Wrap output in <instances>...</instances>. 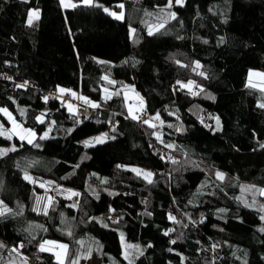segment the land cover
Masks as SVG:
<instances>
[{"label":"trees","instance_id":"trees-1","mask_svg":"<svg viewBox=\"0 0 264 264\" xmlns=\"http://www.w3.org/2000/svg\"><path fill=\"white\" fill-rule=\"evenodd\" d=\"M174 1L0 0V110L37 136L0 156V264H57L47 240L63 264H264V92L247 83L264 74V0ZM127 85L149 121L128 117ZM61 89L99 115L44 98Z\"/></svg>","mask_w":264,"mask_h":264},{"label":"rangeland","instance_id":"rangeland-1","mask_svg":"<svg viewBox=\"0 0 264 264\" xmlns=\"http://www.w3.org/2000/svg\"><path fill=\"white\" fill-rule=\"evenodd\" d=\"M25 1V0H23ZM83 1V0H82ZM92 2V1H91ZM85 3V2H79L78 4H74L72 3L70 0H59V3L61 5V7L63 9H67L68 7H71V6H79V5H83V6H90L92 3ZM96 3V1H95ZM175 4H179V5H182L184 3V0L182 3H177V0L174 1ZM97 5H99L98 3H96ZM67 5V6H65ZM105 9H107L108 11H105ZM104 12L108 15H110L111 17H114L113 15H111L110 13H116L117 15H122L123 17V13H119L117 11H115L113 8L110 9L109 7H104L103 8ZM33 10L30 11V13L32 12ZM35 12H37V10H35ZM28 17H29V14H28ZM115 18V17H114ZM116 19V18H115ZM117 20H122V18L120 19H117ZM28 21H29V18H28ZM163 27V24H157L156 26L154 27H151L149 29V33H154L156 32V30H159L160 28ZM132 30H130L131 32ZM251 87H253L254 89H259L260 91L264 92V74L261 73V72H255V73H250V76H249V79H248V82H247ZM190 86V85H188ZM128 90H125V94L128 96L129 95V98H127L126 95H124V99L126 100L127 103H129V108H131L130 112L132 114L133 117H136V120L141 119V117H144L143 114H140V111L139 110H142V105H143V102H140L138 103V105L135 103L137 102V97H136V94H135V91L130 88L129 86L127 87ZM107 94H110L108 91H105V95L107 96ZM72 95H76L75 93L72 92ZM129 99L131 100L129 102ZM141 99V98H140ZM134 104H133V102ZM143 101V99H142ZM132 102V103H131ZM142 103V105H141ZM67 105V110L69 113H73V110L75 108L74 105H71L70 103L66 104ZM74 108H73V107ZM128 107V105H127ZM7 111V110H6ZM3 112V116L5 117V119L7 120L8 122V126H5L3 123L0 122V132H3L4 134L3 135H0L2 137H4L5 139H7V144L6 145H2L0 146V150H7L3 153H0V156L1 155H4L8 152H10L11 149H15V145H14V142H13V137H15L19 142L20 141H24L26 143H29V140H31V142H33L34 140H36L37 136L35 134L34 131L32 130H29V129H26L24 128L23 126L19 125L13 118V116L9 113V111H7V113L9 115H6L4 111ZM140 114V115H139ZM142 115V116H141ZM9 116L11 117V119L9 118ZM42 120V117L39 118V122H41ZM144 120L145 121H149V118L147 117H144ZM18 126V127H17ZM213 126H214V130H219L220 129V123L217 119L214 120V123H213ZM29 132L32 133V135H29ZM43 135V138H47L49 137V132L48 131H45L44 133H42ZM24 137V139H21V137ZM97 138H100V142H97ZM104 140H106V138H104L103 136H99L97 135L96 137H89L87 139H85L84 142L86 141H89L90 143L87 144V145H96V144H100V143H103L105 142ZM129 169H132L135 174H138V175H142L144 178H146L147 180H150L151 179V176L150 177H146V173H149L148 171L144 170V169H141V168H138V167H132L130 166ZM29 181H31V177L30 176H26ZM78 192L76 191H73L71 189H67L65 194H64V198L65 199H71L73 196H77ZM1 214V213H0ZM123 237L120 236V240H122ZM59 245H65V244H61V243H55L53 241H50V240H47V241H44V242H41L40 243V246H39V250L42 251V252H49L51 254H53L55 256V261L57 264H63L64 263V260H65V257H66V250H67V247L65 248H60L58 247ZM41 246H43L44 250H41ZM66 246V245H65ZM122 251H123V254L125 255L126 259L130 262H133V254L135 253V248L132 246V245H129V244H126V243H122ZM59 255V259L57 258V256ZM26 258L25 256L22 257V264L26 262ZM81 264H100L98 259L93 256L91 257L90 260H86V261H82Z\"/></svg>","mask_w":264,"mask_h":264},{"label":"built area","instance_id":"built-area-1","mask_svg":"<svg viewBox=\"0 0 264 264\" xmlns=\"http://www.w3.org/2000/svg\"><path fill=\"white\" fill-rule=\"evenodd\" d=\"M51 96L57 97L59 99V101L61 102V107L64 103H70V104H74L76 107L77 112L80 113V115L84 116L87 112V110H91L92 112H96V116L99 115V111H97L96 107L91 106V104L86 103L84 98H82L80 95L73 97L70 95H63L62 97L57 95V94H44V98H50ZM142 116V115H141ZM145 117V116H144ZM144 117H141V119L138 118V122L140 123H145L147 121L144 120ZM116 122L111 123V126H115ZM165 155V153H164ZM38 261V256H33L29 258V263L30 264H36Z\"/></svg>","mask_w":264,"mask_h":264},{"label":"crops","instance_id":"crops-1","mask_svg":"<svg viewBox=\"0 0 264 264\" xmlns=\"http://www.w3.org/2000/svg\"><path fill=\"white\" fill-rule=\"evenodd\" d=\"M80 1H81V2H85V0H83V1H82V0H79L78 3H79ZM91 1H92V2H91L92 4H95V3H94V0H91ZM88 6H89V5H88ZM72 7H74V6H71V7H68V8H72ZM68 8H67V9H68ZM32 12H35V10H33ZM29 13H30V12H29ZM36 13L39 14L38 10H37ZM28 18H29V17H28ZM38 18H39V17H38ZM35 20H36V19H33L32 22H34ZM32 22H31V23H32ZM31 23H29V21H28V24H31ZM128 86H129L130 88H132L131 85H127L126 87H124V88H122V89H123L124 91H125V90H128V88H127ZM132 89L134 90V88H132ZM105 91H108L110 94H107V96H106V95H105ZM72 92L76 94L75 96H78L77 91H76V92H75V91H72ZM72 92H69V91H61V92H57V95H59V96H61V97H62L63 95H70V96H71V95H72ZM135 94H136L137 99H139V100H137V102H135V103L138 105V103L143 102V105H142V103H141V105L144 107V101H142L143 98H141L140 95H139L138 93L135 92ZM124 95H126L125 92L123 93V96H124ZM73 96H74V95H73ZM126 96H127V95H126ZM111 97H112V93H111V91H109V90H107V89H104V90L102 91L101 98H102L103 100H105V99L108 100V99H110ZM127 98H129V95L127 96ZM140 98H141V99H140ZM130 101H131V100L129 99V102H130ZM132 102H133V101H132ZM132 102H131V103H132ZM66 104H67V102L65 103V106H64L65 108L67 107ZM68 104H69V103H68ZM133 104H134V102H133ZM71 105H72V104H71ZM126 105H128V107H126L128 117L131 118V119H133V120H136V118L134 119L133 116H132V114H131V112H130L131 108H129V103H126ZM72 107H73V106H72ZM143 107H142V110H139V111H140V114H142ZM73 108H74V107H73ZM66 109H67V108H66ZM75 109H76V108H74V110H75ZM74 110H73V112H74ZM140 114H139V115H140ZM155 118H156V117H155ZM99 136H103V137L105 138L104 135H99ZM91 138H92V137H91ZM84 141H85V140H84ZM84 141H83V143L85 144ZM104 141H106V140H104ZM90 146H94V145H90Z\"/></svg>","mask_w":264,"mask_h":264},{"label":"snow or ice","instance_id":"snow-or-ice-1","mask_svg":"<svg viewBox=\"0 0 264 264\" xmlns=\"http://www.w3.org/2000/svg\"><path fill=\"white\" fill-rule=\"evenodd\" d=\"M90 2H91V0H85V3H90ZM170 2H171V0H170ZM182 2H183V0H177V3H182ZM65 6H67V5H65ZM121 7H122V5H121ZM105 11H108V10L105 9ZM110 14L113 15L116 19L122 18V15H117L116 13H110ZM172 15H173V18H174L175 14H172ZM38 16H39V14L36 13V12L29 13V23H31L33 19H38ZM197 66H199V65H197ZM18 87H20V86L18 85ZM61 91H64V90L61 89ZM85 102L86 103H90L87 100H85ZM91 106L96 107L97 105H94L93 104ZM261 107H264V105H261ZM0 111H4L6 115H9L6 110H0ZM9 118L11 119L10 116H9ZM133 118L135 119L136 117H133ZM3 134H4L3 132H0V135H3ZM29 135H32V133L29 132ZM21 139H24V137L22 136ZM97 142H100V138H97ZM29 143H31V140H29ZM89 143H90L89 141H86L85 142L86 145L89 144ZM11 150H14V149H11ZM5 151H7V150H0V153H3ZM145 175H146V177H150L151 176V173H146ZM217 177L220 178V179H222L223 178V175L221 173H217ZM261 192H262V194H264V190H261ZM4 210L7 211V209H4ZM262 231H264V229H262ZM58 247H60V248L63 249L66 246L65 245H59ZM41 250H44L43 246H41ZM57 258L59 259V255L57 256Z\"/></svg>","mask_w":264,"mask_h":264}]
</instances>
